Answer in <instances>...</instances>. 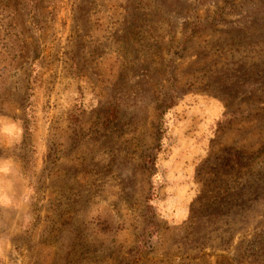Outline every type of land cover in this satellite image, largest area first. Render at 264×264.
<instances>
[{
	"label": "rangeland",
	"instance_id": "1",
	"mask_svg": "<svg viewBox=\"0 0 264 264\" xmlns=\"http://www.w3.org/2000/svg\"><path fill=\"white\" fill-rule=\"evenodd\" d=\"M0 264H264V0H0Z\"/></svg>",
	"mask_w": 264,
	"mask_h": 264
}]
</instances>
